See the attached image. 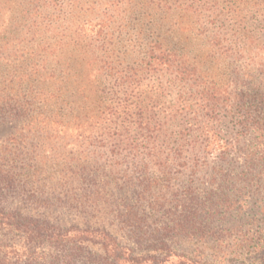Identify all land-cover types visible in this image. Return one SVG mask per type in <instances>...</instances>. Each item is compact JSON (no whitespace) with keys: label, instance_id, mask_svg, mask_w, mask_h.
Listing matches in <instances>:
<instances>
[{"label":"trees","instance_id":"obj_1","mask_svg":"<svg viewBox=\"0 0 264 264\" xmlns=\"http://www.w3.org/2000/svg\"><path fill=\"white\" fill-rule=\"evenodd\" d=\"M8 13L0 124L17 126L0 143V199L18 194L29 212L0 205V264H208L171 247L200 238L198 206L153 190L212 155L226 171L233 150L240 178L264 169V149L240 142L264 135L249 105L264 108V0H0ZM228 108L239 129L224 139L209 119ZM130 165L164 178L134 184ZM129 184L130 203L110 191ZM260 247L251 264H264Z\"/></svg>","mask_w":264,"mask_h":264},{"label":"rangeland","instance_id":"obj_2","mask_svg":"<svg viewBox=\"0 0 264 264\" xmlns=\"http://www.w3.org/2000/svg\"><path fill=\"white\" fill-rule=\"evenodd\" d=\"M10 22L9 13L0 19V24L8 25ZM262 43L264 45L263 41ZM250 104L264 110L259 106L257 100L249 102ZM231 119L228 108L217 110L214 119L209 120L210 124L221 130L222 137L227 139L231 138L225 134L228 129L229 131L234 129L232 127L239 129L236 120ZM16 126L17 123L12 120L0 124V143ZM257 133L259 132L252 131L250 136H241V146L251 150L264 149V135L259 136ZM140 149L143 150L144 146ZM243 159L244 155L241 152L233 150L232 160L234 163L224 164L227 172L215 171L213 167L219 166L216 165L217 160L212 155L208 157V162L212 168L196 171L194 174L186 172L178 179L173 178L171 180H166L164 174L156 171L155 167H150L146 172H141L140 169L134 171L130 165L128 173L134 179V184L138 183L136 178L149 177L155 179L157 175L163 176L164 180L161 185L154 188L153 191L161 189V193L168 191L169 193L186 195L189 198L188 203H194L198 206L195 212L198 214L195 218L200 224L198 226L200 238L175 239L171 242L172 249L179 253L184 252L191 258L198 259L196 257H199L202 259L201 261L208 264H251L254 259H258L263 254L260 246L264 243V169L261 172H253L252 179L240 178L241 173L239 171ZM171 175L176 176L177 172H171ZM110 188V191L116 196L123 195L129 199L128 202L130 203L135 199L132 195V189L138 187L129 184L122 192L113 187ZM152 198L153 195H150L142 202L147 204ZM192 198L198 202H193ZM3 199L5 200L3 201ZM3 199H0V205L5 209L18 207L26 213L29 212V206H25L27 202L18 194ZM169 199L170 204L168 206H172L173 209L176 208L179 202L177 203L174 198ZM142 208L144 209L145 206ZM48 211L50 217H56V220L61 224L68 225L73 219L75 222L79 221L78 217L75 218L73 214H67L65 211L57 209ZM34 212V210L30 211V213ZM147 212V209L139 210L138 214L144 217V213L147 214ZM150 230L148 228L143 230L145 237L149 235ZM126 243L140 249L143 254L146 253L147 245L144 242L140 245H134L131 241ZM254 245L256 246L254 247Z\"/></svg>","mask_w":264,"mask_h":264}]
</instances>
